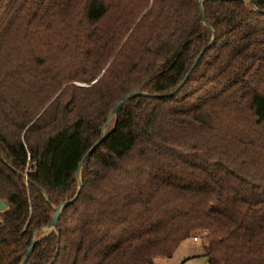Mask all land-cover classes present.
I'll return each mask as SVG.
<instances>
[{"label":"trees","instance_id":"1","mask_svg":"<svg viewBox=\"0 0 264 264\" xmlns=\"http://www.w3.org/2000/svg\"><path fill=\"white\" fill-rule=\"evenodd\" d=\"M75 195L25 264H264V0H0V264Z\"/></svg>","mask_w":264,"mask_h":264},{"label":"rangeland","instance_id":"2","mask_svg":"<svg viewBox=\"0 0 264 264\" xmlns=\"http://www.w3.org/2000/svg\"><path fill=\"white\" fill-rule=\"evenodd\" d=\"M112 121L113 118L111 116L109 118L107 126L103 128L101 131L102 135L107 134L112 124ZM47 227L48 226H45L37 231V233L35 234L36 240L53 230L52 226H50L49 228ZM1 253L2 251H0V254ZM155 263L156 264H207V257L205 256L204 253L203 242L200 237L197 241H193L192 239L189 241H183L182 244L176 249V251L172 256L156 258Z\"/></svg>","mask_w":264,"mask_h":264},{"label":"water","instance_id":"3","mask_svg":"<svg viewBox=\"0 0 264 264\" xmlns=\"http://www.w3.org/2000/svg\"><path fill=\"white\" fill-rule=\"evenodd\" d=\"M202 52H203V50H201L200 51V53H199V55L197 56V58H196V60H195V64H196V62L198 61V59H199V57H200V55L202 54ZM135 94H142V95H147V96H152L151 94H148V93H141V92H133V93H131V94H128V95H126V96H124L121 100H119L116 104H115V106H114V108L111 110V112L109 113V115H108V118H107V121H106V123L104 124V126H103V128H105L106 126H107V123H108V119L111 117V116H115L116 115V113H117V111L119 110V108L125 103V101L129 98V97H131V96H133V95H135ZM102 128V129H103ZM106 135H102L101 134V137L99 138V140L84 154V156L82 157V159L80 160V162H79V165H78V172H77V177H78V181H79V184H80V171H81V168H82V164H83V162H84V160H85V158L88 156V154L92 151V149L105 137ZM76 198V195L72 198V199H68V200H65V201H63L60 205H58V206H56L55 208H54V214H53V218H52V220H51V222H50V226H52V228H53V230L54 229H56V226H57V221H58V216H59V213H60V211H61V209L64 207V206H66L68 203H70L71 201H73L74 199ZM5 209H7V203L4 201V200H0V211H3V210H5ZM48 226V225H47ZM39 239V238H38ZM37 239V240H38ZM36 240V238H35V234H33V236H32V240H31V243H30V245H29V247L27 248V250H26V253H25V256H24V258H23V260H22V262L20 263V264H25L26 263V261H27V259H28V257H29V255H30V252H31V250H32V247H33V245H34V242L35 241H37Z\"/></svg>","mask_w":264,"mask_h":264},{"label":"built area","instance_id":"4","mask_svg":"<svg viewBox=\"0 0 264 264\" xmlns=\"http://www.w3.org/2000/svg\"><path fill=\"white\" fill-rule=\"evenodd\" d=\"M191 239H192L193 241H197V240L199 239V237H197V236H193V237H191Z\"/></svg>","mask_w":264,"mask_h":264},{"label":"crops","instance_id":"5","mask_svg":"<svg viewBox=\"0 0 264 264\" xmlns=\"http://www.w3.org/2000/svg\"><path fill=\"white\" fill-rule=\"evenodd\" d=\"M189 240H191V238H188V239H186L185 241H189Z\"/></svg>","mask_w":264,"mask_h":264},{"label":"bare ground","instance_id":"6","mask_svg":"<svg viewBox=\"0 0 264 264\" xmlns=\"http://www.w3.org/2000/svg\"><path fill=\"white\" fill-rule=\"evenodd\" d=\"M109 121V120H108ZM104 131V130H103ZM50 227V225H48V227L47 228H49Z\"/></svg>","mask_w":264,"mask_h":264}]
</instances>
